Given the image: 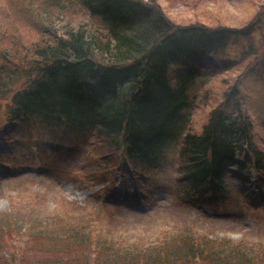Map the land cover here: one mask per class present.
I'll list each match as a JSON object with an SVG mask.
<instances>
[{"label": "rangeland", "instance_id": "374dc122", "mask_svg": "<svg viewBox=\"0 0 264 264\" xmlns=\"http://www.w3.org/2000/svg\"><path fill=\"white\" fill-rule=\"evenodd\" d=\"M41 1L0 0V25L6 27L0 26V31L21 33L22 40L18 42L28 44L29 40L45 36L48 29L57 34L78 24L95 33L102 29L79 0H44V7L38 4ZM156 1L165 15L179 24L234 29L250 24V19L257 20L253 27L248 26V36H230L224 47L204 54L192 67L209 71L198 76L188 89L192 96L189 124L192 131H197L206 122L209 110L220 103L225 84L256 62L252 74L244 71L247 74H243L239 100L253 122L254 142L264 151V69L257 61L264 44V0ZM261 7L262 13L255 17ZM12 35L1 36L0 54L11 48ZM14 45L19 48L18 43ZM12 63L23 74L14 86L17 88L27 82L29 65L18 59ZM173 68L175 74L180 68L189 69L179 64ZM7 103L8 99L0 101L1 111ZM2 131L0 222L21 232L5 237L1 255L7 256L0 262L41 264L40 260L51 254L55 259L51 264H61L55 257L63 241L54 244L52 239L65 232L86 252L94 250L95 241L126 253L166 243L171 248L167 264H192L181 256L185 252L183 244L191 245V241L199 250L212 245L223 259L235 248L249 251L253 247L264 253V199L262 194L256 198L239 197L237 192H245L247 187L234 173L226 176L231 191L224 202H207L203 206L180 203L176 197L179 141L165 146L157 165L132 167L123 164L117 151L103 141L48 129L38 118L17 122ZM22 165L29 167L23 175L17 169ZM65 242L70 246L68 237Z\"/></svg>", "mask_w": 264, "mask_h": 264}, {"label": "trees", "instance_id": "16d2710c", "mask_svg": "<svg viewBox=\"0 0 264 264\" xmlns=\"http://www.w3.org/2000/svg\"><path fill=\"white\" fill-rule=\"evenodd\" d=\"M80 2L109 32L95 33L78 24L58 35L29 40L28 44L19 43L22 39L15 37L13 44H9L11 48L6 49L8 53L0 54L1 61L13 57L29 65L26 66L29 81L14 90V85L23 78L21 68L0 66V98L10 94L8 119L36 116L47 125L65 131L91 133L113 151L120 150L126 160L156 163L163 144L174 137L172 129L176 120H185L181 117L180 93L171 90L166 77L170 58L162 54L160 47L169 40L188 38L186 25L171 21L155 0ZM6 33L7 37L12 35L6 30L0 31L3 37ZM227 116L219 106L210 112L200 135L184 137L181 146L182 174L186 179V187L181 190L183 200H202L208 192L217 198L225 192L222 177L226 163L233 159L234 149L241 153L236 160L239 171L251 166L264 179V154L250 144L249 137L246 139L244 126L233 127L227 122ZM238 131H242L240 139ZM1 227L0 261L6 257L1 255L6 244ZM14 231H8L7 236ZM66 237L70 246L63 240L55 257L61 264H167L170 259L171 248L166 243L153 244L142 252L126 253L95 241L94 250L86 252L72 240L69 232L62 236ZM60 239L58 243L62 242ZM190 243L183 244L185 252L181 251V256L192 264H264L263 252L254 248L249 251L245 247L235 248L223 259L212 245L199 250L198 245ZM51 260L55 259L47 254L40 263L51 264Z\"/></svg>", "mask_w": 264, "mask_h": 264}]
</instances>
